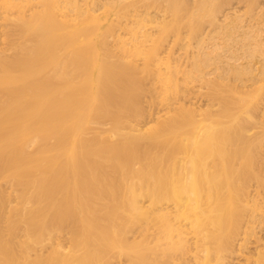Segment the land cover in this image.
<instances>
[{"label":"rangeland","instance_id":"1","mask_svg":"<svg viewBox=\"0 0 264 264\" xmlns=\"http://www.w3.org/2000/svg\"><path fill=\"white\" fill-rule=\"evenodd\" d=\"M93 1L0 0V50H6L10 62L27 44L19 37L17 17L30 21L44 15L47 22L38 23L61 34H86L83 43L69 47L72 78L56 84L59 90H70L76 120L72 129L83 128L78 141L85 150L71 153L75 162L70 158L67 168H60L44 163L63 158L55 147L48 151L51 130L31 131L38 139L35 147L18 137L21 145L14 146L28 148L29 160H37V180L30 189L33 173L21 175L27 181L22 189L28 188L26 199L21 198L17 175L2 176L0 169V264H116L113 226L123 168L133 163L135 173L143 175L149 157L160 151L171 165L185 160L194 173L215 160L219 166L212 169L213 176L222 183L233 180L251 193L250 201H244L250 207L244 213L253 217L247 229L249 247L231 264H260L255 261L264 255V114L259 111L264 106V0H146L143 6L116 8H97ZM233 7L236 11L225 19ZM88 10L96 11L95 16ZM108 28L116 33L107 47ZM211 102L220 125L195 144L190 139L186 147L198 112ZM70 126L53 133L67 141ZM115 130L116 138H111ZM214 131L219 145L222 138L240 141L209 154L205 146ZM124 135L132 139L129 147L150 150L151 155L139 161L125 156ZM110 154L116 165L96 171L101 157ZM196 178L202 181L204 175ZM100 248L105 251L98 252Z\"/></svg>","mask_w":264,"mask_h":264},{"label":"bare ground","instance_id":"2","mask_svg":"<svg viewBox=\"0 0 264 264\" xmlns=\"http://www.w3.org/2000/svg\"><path fill=\"white\" fill-rule=\"evenodd\" d=\"M3 1L4 4L7 3V0ZM145 1L93 2L97 8H116L118 5L143 6ZM70 4L71 2L67 6ZM10 7L20 6L11 4ZM236 9L231 8V12L224 15L225 19ZM87 12L92 17L96 11ZM61 15L66 18L68 16L64 11ZM17 18L19 37H25L27 44L16 50L18 52L11 62L7 60L6 50H3V47L0 50V169L2 176L9 172L17 175L14 181L20 187V197L26 199L28 188L22 187L27 185V181L21 175L33 173L31 189L37 180L34 174L37 160H29L28 148L18 149L14 146L20 144L18 137L27 140L29 146L35 147L38 139H33L34 133L40 129L51 130L53 136L47 142L52 145L48 151L55 147L63 158H48L44 163L60 168H67V164L71 163L70 158L72 163L75 162L74 156H70L71 153L74 155V151L85 150V146L81 147L78 141L83 134V128L78 126L72 129L71 123L76 120L70 112V90H59L56 84L60 81L68 83L72 78L69 47L73 43H83L86 34L78 37H70L66 31L61 34L57 28L53 30L47 23H38L40 19L47 22L44 15L34 17L30 21ZM115 33L111 28L105 30L104 43L107 47ZM49 48L51 50L43 53ZM61 49L64 53L57 55ZM45 59L48 60L44 61ZM48 63H51V66ZM44 64L49 67L38 71L37 68L43 69L41 65ZM85 66L88 67V64ZM81 67L82 64L79 68ZM213 107H216V104L211 102L198 112L200 118L197 114L193 134L187 135L186 147L190 146V139H193L195 144L199 141V136L220 125L218 114L214 113ZM263 110L262 105L259 111L264 114ZM69 126L70 135L67 141L58 136L59 133H53L66 130ZM131 129L140 130L133 128V125ZM216 133L214 131V134L209 135V143L205 146L209 154L223 147L232 149L233 145L240 141V137H235L231 142L222 138L219 145L220 137ZM124 136L122 149L127 153L125 156L130 155L135 161H139L151 155L150 150L136 151L129 147L132 139ZM110 137L116 138V130ZM57 138L60 139L59 142L56 141ZM52 139L55 142L51 141ZM101 146L98 145V148ZM49 160L51 162H48ZM220 162L224 163L222 158ZM112 165H116V158L112 154L104 159L101 157L96 171L101 172ZM131 166L123 168L125 178L119 183L117 192L120 197L116 194V223L112 225L116 227V264H231L232 260L238 258L239 253H246L250 242L247 229L253 217L248 218L244 213V210L250 209L244 201H250L251 193L243 185L233 184V180L228 179L226 183H222L217 175L213 176L212 169L219 166L215 160L206 161L204 166L194 173L188 171L185 160L177 159L175 164L171 165L170 158L160 151L149 157L145 174L135 173V165L131 163ZM195 169L194 165L190 170ZM198 174L204 175L202 181L196 178ZM10 197L13 196L8 191L6 199ZM30 202L25 201V204ZM35 204L34 201L31 207ZM103 251L105 250L100 248L98 252ZM124 255H127L125 259ZM251 256L249 254L246 260ZM263 256L259 255L260 258L255 263L264 264V261H261Z\"/></svg>","mask_w":264,"mask_h":264}]
</instances>
